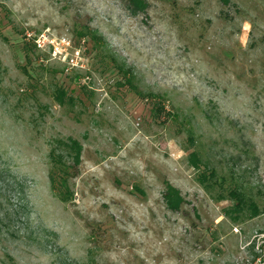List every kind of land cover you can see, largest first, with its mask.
<instances>
[{
    "label": "rangeland",
    "instance_id": "rangeland-1",
    "mask_svg": "<svg viewBox=\"0 0 264 264\" xmlns=\"http://www.w3.org/2000/svg\"><path fill=\"white\" fill-rule=\"evenodd\" d=\"M145 2L0 0V264H252L264 249V0ZM67 137L82 150L63 201L49 152ZM192 150L261 213L229 218Z\"/></svg>",
    "mask_w": 264,
    "mask_h": 264
},
{
    "label": "trees",
    "instance_id": "trees-1",
    "mask_svg": "<svg viewBox=\"0 0 264 264\" xmlns=\"http://www.w3.org/2000/svg\"><path fill=\"white\" fill-rule=\"evenodd\" d=\"M128 7L132 13L142 12L146 8L145 0H126ZM92 37L99 45L103 40L93 34ZM104 43V42H103ZM110 61L125 79V83L132 85L131 79L134 77V70L127 66L124 61H119L113 54ZM54 98L63 103L64 99L71 100V96L62 87H57L54 92ZM82 145L77 139L67 137L57 142L49 152L51 161V169L48 172V179L52 190L63 201L68 200L69 179L75 175L78 165L81 161ZM188 161L191 166L199 170L198 182L207 190L218 187L219 193L217 199L228 198L231 204L224 209V213L231 219L237 220L240 217L252 218L261 213V209L254 198L246 192L241 186H224L223 177L220 176L216 167L211 166L207 161L203 160L197 150L188 153ZM163 197L167 206L171 209H178L183 198L179 191L171 184L166 183Z\"/></svg>",
    "mask_w": 264,
    "mask_h": 264
},
{
    "label": "built area",
    "instance_id": "built-area-1",
    "mask_svg": "<svg viewBox=\"0 0 264 264\" xmlns=\"http://www.w3.org/2000/svg\"><path fill=\"white\" fill-rule=\"evenodd\" d=\"M252 264H264V249L260 250V254L255 258Z\"/></svg>",
    "mask_w": 264,
    "mask_h": 264
}]
</instances>
